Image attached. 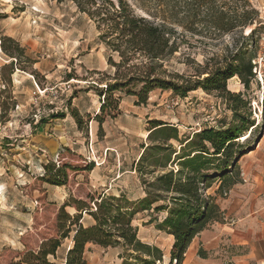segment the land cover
Returning a JSON list of instances; mask_svg holds the SVG:
<instances>
[{
  "label": "rangeland",
  "instance_id": "374dc122",
  "mask_svg": "<svg viewBox=\"0 0 264 264\" xmlns=\"http://www.w3.org/2000/svg\"><path fill=\"white\" fill-rule=\"evenodd\" d=\"M249 1L258 12L259 23L207 37L177 27L174 36L178 48L166 59L163 67L184 76L196 75L200 74L206 62L213 68L233 56L239 58L244 55L247 59L249 55H255L259 51L260 35L264 33V10L256 1ZM135 11L145 14L139 8H135ZM253 27H256L255 33L246 36ZM99 32L95 21L80 12L72 0H11L5 12L0 14V264H15L26 251L36 252L42 240L55 237L59 238L60 245L55 256L48 255V259L53 264H65L66 250L71 245V233L63 238L60 236L57 220L59 206L51 200L52 197H61L64 192V203L82 199L91 206L90 198H96L102 188L108 191L111 184L114 188V183L127 187L130 190L127 197L134 202L148 193L149 196L158 195L161 198L167 196L165 192H157L154 182L155 176L161 173L160 169L156 168L150 173L149 166L152 161L156 166L162 164L165 151L147 150L141 161L137 158L138 140L144 141L146 131H139L140 134L132 140L135 152L131 157L137 158L134 162L135 172L125 173L113 182L109 179L113 164L123 167L129 166L130 162L123 160V154H117L114 148L95 147V133L91 123H87L86 116H82L80 127L76 124L81 133L68 139L62 138V142L68 145L53 154L44 150L34 153L22 148H31V144H35L37 130L43 134L56 133L51 123L65 124L71 121V109L92 111L104 100L105 108L101 115L105 116L116 105L119 93L126 94L127 90L137 92L141 88L140 82L133 81L121 90L108 92L104 99L99 94L97 89L104 91L107 83L116 81L113 77L115 67L109 63L108 58L119 60L118 53L99 40ZM237 62L241 60L237 59ZM16 68V75H13ZM69 74L72 78L67 81ZM203 75L179 79H202ZM234 76L226 80V89L241 93L249 101L251 118L256 124L251 135L239 142L243 143L245 149H252L264 128V98L261 100L259 85L249 80L248 87H244L240 78ZM124 78L117 79L124 82ZM175 94L172 91L161 107H165L169 113L166 119L180 121L179 129L185 135L189 136L205 125L220 126L232 122L229 102L216 90H191L186 94L189 96L186 101ZM201 94L205 101L199 97ZM56 112L63 113L64 117H50V114ZM39 126L41 129L36 130ZM97 133L99 135L101 132L97 130ZM147 142L151 144L153 139H147ZM89 143L95 152L96 163L90 161L100 168L97 172L101 179L97 183L90 176V170L84 169L91 155L88 151ZM120 143L117 140L116 144ZM47 163L54 168L63 163L69 166L64 187L57 188L38 180ZM241 177L239 170V180L245 183ZM217 185L215 181L207 192L211 193ZM58 190L62 192H55ZM71 207L66 206L65 211L70 214L75 212V208L72 207V212ZM164 214L163 211H139L134 215L132 224L138 227L137 235L143 242L161 248L166 261L173 238L158 230L155 221L148 222L150 217H157L160 221ZM91 222L92 219L84 215L83 223L86 225ZM213 223L205 226L203 235ZM200 249L204 257L198 255ZM221 250L208 252L199 246L194 259L202 264H221L226 259ZM121 251L118 246L102 247L88 243L83 255L90 264H121L118 256Z\"/></svg>",
  "mask_w": 264,
  "mask_h": 264
},
{
  "label": "trees",
  "instance_id": "16d2710c",
  "mask_svg": "<svg viewBox=\"0 0 264 264\" xmlns=\"http://www.w3.org/2000/svg\"><path fill=\"white\" fill-rule=\"evenodd\" d=\"M72 1L80 12L95 21L100 31L99 40L119 56L118 61L108 58L109 63L115 67L113 77L116 81L107 83L104 91L97 89L103 99L108 92L121 90L133 81L140 82L141 88L137 92L127 90L126 94L135 95L136 104L146 103L149 91L154 88L171 90L180 96L197 88L216 90L229 102L232 122L221 128L205 125L191 136L179 138L176 127L152 120V129L147 139H153V143L143 146L138 161L143 159L147 150L165 151L162 164L156 166L152 161L149 166L150 173L156 168L160 169L161 173L155 176L154 182L157 192H165L167 196L161 198L158 195L149 196L148 193L134 202L124 194H98L96 198H90L92 206L82 199L61 204L57 214L60 236L63 238L71 233V245L66 250L65 264H90L83 255L88 243L120 247L122 251L118 256L121 264H182L192 238L208 223L222 220V211L215 201L216 195L207 190L217 181L215 193L224 196L239 181L237 162L247 150L239 140L245 134L248 138L256 124L251 118L249 101L241 93L226 89V80L236 75L244 87H248L254 55H249L247 59L244 55L239 58L233 56L213 68L206 62L200 74L188 76L164 68L163 63L178 48L174 36L177 27L204 37L216 36L259 23L258 12L249 0ZM135 8L145 14L137 13ZM255 30L256 27L250 28L246 36L253 35ZM237 59L241 62H237ZM201 74H204L202 79H179L200 77ZM118 77L126 78L120 82ZM71 78L69 74L67 80ZM117 104L118 101L112 107V113L109 111L108 114L114 115ZM104 108L103 100L99 106L101 114ZM70 114L80 127L82 115L75 108L71 109ZM50 117H64V114L56 112L50 114ZM95 118L99 122L98 131L101 132L102 117L96 115ZM40 121L44 122L42 119ZM171 139L183 144L179 152L169 143ZM86 162L84 169L91 170L93 161ZM170 164L171 167L168 166ZM44 169L38 179L41 182L55 186L66 183L69 169L66 163L56 168L47 163ZM158 201L161 203H156ZM66 206L74 207L75 212L71 207L73 213H68L65 211ZM148 210L165 212L160 221L157 217H150L148 222L155 221L158 230L173 238L166 261L161 248L143 242L137 235L138 227L132 224L137 212ZM84 214L92 219L91 223H83ZM59 245L57 237L44 239L36 252L26 251L15 264H53L48 255L55 256ZM198 255L204 257L201 249Z\"/></svg>",
  "mask_w": 264,
  "mask_h": 264
},
{
  "label": "crops",
  "instance_id": "0c3cea01",
  "mask_svg": "<svg viewBox=\"0 0 264 264\" xmlns=\"http://www.w3.org/2000/svg\"><path fill=\"white\" fill-rule=\"evenodd\" d=\"M254 1L264 10V0ZM17 70L16 68L13 75H16ZM192 91H196V89ZM170 93L172 94L171 90L154 88L149 91L146 103L141 104H136L137 97L135 95L119 93L117 98V110L113 116L111 114H106L105 116L101 115L99 106L92 111L84 108H82V110L77 109L80 115L86 116L87 123H91V127L95 133L93 135V139L96 142L95 147L98 149L101 147H107L109 149L114 148L117 154H123V160L130 162L129 166L123 167L113 164V169L110 170L111 175L109 178L112 182L117 181V179L125 173L133 174V172H135L134 162L137 161V158L143 151V146L148 145L147 135L152 129V120H158L176 127L179 138L188 137V135L180 131V121L173 122L171 119H166L169 117V113L165 107H161L164 100L170 96ZM199 97L204 101L206 100L202 94L199 95ZM188 98L189 96L187 95L182 96V99L185 101ZM191 110L195 111V109ZM96 115H101L102 117V131L100 135H98V133L96 134L99 128V122L95 118ZM66 118L63 119L66 120ZM69 118L71 121L65 124L51 123L54 125L53 129L57 130V134H43L41 131L37 130L41 129V127H36L37 134L34 136L36 139V141H34L35 144H31V148L26 147L28 149L25 147L22 148L34 153L38 150H44L48 154H53L62 146L68 145L67 142L64 144L61 139H68L70 136L74 137L81 133V129L77 127L72 116H69ZM226 125L227 123L221 124L220 126H215V128L225 127ZM139 131H146L147 135L143 142H141L140 139L138 140V155L137 158L134 159L131 157L135 152L132 140H134V136L140 134ZM96 135H98L99 138ZM191 135L192 133L189 134V136ZM116 137H118V139H116ZM117 140H120L122 143L116 144ZM169 143L173 144V146L178 149V152L180 146L183 145L173 139H171ZM168 166L171 167V164ZM237 166L242 176L241 179H245V183L239 180L237 183L233 184L228 189V194H225L226 196H220L215 193L218 185L211 192V194L216 195L215 201L222 211V220L213 221L214 223L211 224L210 230L204 233L205 235H203V229L192 238L182 264H202L194 259L199 246L207 249L208 252L209 250L214 252L215 250L222 249L221 251L225 254L224 257L226 259L222 261L221 264L225 262H231L233 264H264V128L262 134L255 142L254 147H252V149H247L239 158ZM98 169L100 168L93 166L90 170V176L95 179V183H97V180L101 179L97 172ZM95 172H97V174H95ZM102 183L103 182H101V184ZM112 185L113 184L107 189L108 191H106V188H102L101 193L98 194H124L127 197L128 193H130L127 187H121L114 183L115 187L112 188ZM61 186L64 187V185ZM56 187L59 188L60 186ZM55 192L61 193L62 191L58 190ZM65 196L66 193L64 192V195H61V197H52L51 200L57 206H60L64 203L63 200ZM199 241H201V243ZM203 259L204 258H201V260Z\"/></svg>",
  "mask_w": 264,
  "mask_h": 264
},
{
  "label": "built area",
  "instance_id": "2783aa9c",
  "mask_svg": "<svg viewBox=\"0 0 264 264\" xmlns=\"http://www.w3.org/2000/svg\"><path fill=\"white\" fill-rule=\"evenodd\" d=\"M9 3H11V0H0V14L5 12L6 5ZM0 52H1V47H0ZM251 63H252V77L250 78V80L260 86L261 100H263L264 98V33L260 35L259 51L253 56V58L251 59ZM88 151L91 154L90 155L91 159L90 157H88L89 160H93L96 163L95 152L92 148V144L90 143L88 146ZM243 180L245 181V179Z\"/></svg>",
  "mask_w": 264,
  "mask_h": 264
},
{
  "label": "bare ground",
  "instance_id": "6f19581e",
  "mask_svg": "<svg viewBox=\"0 0 264 264\" xmlns=\"http://www.w3.org/2000/svg\"><path fill=\"white\" fill-rule=\"evenodd\" d=\"M245 138H247V135L245 134V135H243L242 137H240V139L242 140H244Z\"/></svg>",
  "mask_w": 264,
  "mask_h": 264
}]
</instances>
